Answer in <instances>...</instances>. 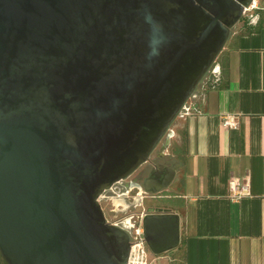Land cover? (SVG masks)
<instances>
[{
	"label": "water",
	"instance_id": "obj_1",
	"mask_svg": "<svg viewBox=\"0 0 264 264\" xmlns=\"http://www.w3.org/2000/svg\"><path fill=\"white\" fill-rule=\"evenodd\" d=\"M254 0H0V255L127 264L102 193L147 162ZM145 190L169 187L175 166ZM164 202V198H161ZM154 255L180 215L142 217Z\"/></svg>",
	"mask_w": 264,
	"mask_h": 264
},
{
	"label": "crops",
	"instance_id": "obj_2",
	"mask_svg": "<svg viewBox=\"0 0 264 264\" xmlns=\"http://www.w3.org/2000/svg\"><path fill=\"white\" fill-rule=\"evenodd\" d=\"M254 2L256 20L242 16L216 59L219 83L195 95L200 113L175 119L171 150L163 151L168 167L177 165L158 194L180 215L184 264H264V0ZM227 114L237 127L221 125ZM246 176L250 195L232 201L229 179ZM175 249L165 253L174 255L170 264ZM165 254L149 251L148 259Z\"/></svg>",
	"mask_w": 264,
	"mask_h": 264
},
{
	"label": "built area",
	"instance_id": "obj_3",
	"mask_svg": "<svg viewBox=\"0 0 264 264\" xmlns=\"http://www.w3.org/2000/svg\"><path fill=\"white\" fill-rule=\"evenodd\" d=\"M255 2L253 1L248 7L243 9V15L249 22L256 20V15L253 13ZM221 78L220 65L217 61L213 63L207 73L203 76L191 97L186 101L181 109L180 115H189L192 113H200L201 110L197 107L194 97L196 94H204L209 88L217 86ZM221 125L225 128L237 127L236 115H223L221 117ZM250 195V185L248 177H232L228 181V197L232 201H238L243 197ZM143 217V216H142ZM142 218L138 222L128 220V230L130 238V249L127 259V264H151L148 259L149 249L143 237ZM151 252V251H150Z\"/></svg>",
	"mask_w": 264,
	"mask_h": 264
},
{
	"label": "rangeland",
	"instance_id": "obj_4",
	"mask_svg": "<svg viewBox=\"0 0 264 264\" xmlns=\"http://www.w3.org/2000/svg\"><path fill=\"white\" fill-rule=\"evenodd\" d=\"M170 128H172V126ZM160 145L161 144H159L158 147H160ZM167 150L170 152L171 147ZM121 186L122 187L119 186V190L108 192L109 198L100 201L105 217L109 222L113 223L126 220L138 222L149 208L164 206V202L162 201L157 202L153 201L149 196L145 197L147 194L143 193L142 189H133L130 186L125 187L123 184H121ZM173 257V254H165V257L157 259L156 263L170 264L171 261L169 259Z\"/></svg>",
	"mask_w": 264,
	"mask_h": 264
},
{
	"label": "flooded vegetation",
	"instance_id": "obj_5",
	"mask_svg": "<svg viewBox=\"0 0 264 264\" xmlns=\"http://www.w3.org/2000/svg\"><path fill=\"white\" fill-rule=\"evenodd\" d=\"M170 139H171V130H169V132L157 144V146L151 153L149 160L143 163L142 165H140L130 176L116 182L111 188L105 190L100 197V201H104L105 199L109 198V195L107 193L113 192L114 190H119V188L122 187L121 184H123L125 187L130 186L133 189L134 188L142 189L143 193L147 194V196L145 197L149 196V198H151L153 201L159 202L162 197L158 193L152 194L145 190V180L147 179V177H149V175L153 171H156L164 166H168L172 164V162L170 161V155L163 154V151L171 146ZM159 144H161L160 147H158ZM113 223H116L125 230L129 229L128 226L125 225L123 221L113 222Z\"/></svg>",
	"mask_w": 264,
	"mask_h": 264
},
{
	"label": "trees",
	"instance_id": "obj_6",
	"mask_svg": "<svg viewBox=\"0 0 264 264\" xmlns=\"http://www.w3.org/2000/svg\"><path fill=\"white\" fill-rule=\"evenodd\" d=\"M181 249V245H179L176 249H175V263L174 264H184L183 263V253L180 250ZM0 264H6L4 262V260L2 259L1 255H0Z\"/></svg>",
	"mask_w": 264,
	"mask_h": 264
}]
</instances>
